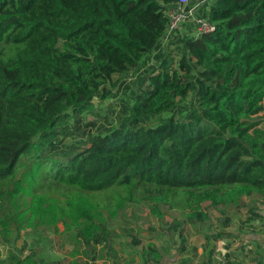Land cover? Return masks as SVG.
<instances>
[{
    "label": "trees",
    "instance_id": "trees-1",
    "mask_svg": "<svg viewBox=\"0 0 264 264\" xmlns=\"http://www.w3.org/2000/svg\"><path fill=\"white\" fill-rule=\"evenodd\" d=\"M204 3L216 30L178 39L175 69L162 44L178 0H0L6 244L26 228L49 230L67 237V264H95L116 237L111 221L130 205L147 202L159 217L162 206L191 212L204 223L205 202L232 208L264 195L263 120H252L264 117V0ZM150 56L156 63L145 69ZM131 70L146 89L130 120L66 145L69 122L107 100L113 76ZM180 101L188 102L179 110ZM36 257L11 251L0 264ZM160 258L157 245L143 247L144 264Z\"/></svg>",
    "mask_w": 264,
    "mask_h": 264
},
{
    "label": "rangeland",
    "instance_id": "rangeland-1",
    "mask_svg": "<svg viewBox=\"0 0 264 264\" xmlns=\"http://www.w3.org/2000/svg\"><path fill=\"white\" fill-rule=\"evenodd\" d=\"M204 2L205 0H190V7H194L196 13L203 16L201 9L204 7ZM195 32L196 27L192 24L182 26L175 34L163 41L162 49L165 54L172 56L175 69L178 68V61L181 59L178 47L182 45L177 43L178 39ZM155 63L153 56L147 57L145 69ZM138 77L134 70L122 77L113 76L112 81L107 85V90H111V96L105 101L95 99L94 110L84 112L79 118L81 119L79 123L75 120L69 122V130H74L75 134L67 138L66 145L86 139L88 136L105 134L123 122L129 121L135 96L146 89V86L140 88ZM238 78L242 80L243 75H239ZM113 82L117 83L116 87H113ZM187 102L180 101L179 110L187 106ZM171 115L172 113H168L164 117ZM252 120H263L261 127L264 128L262 114L252 117ZM257 205L264 207V195L244 197L239 207L232 208L214 207L211 202H205L202 210L210 219L204 225L194 220L191 212H181L162 206L160 212L163 216L159 217L152 212L153 206L147 202L130 205L118 218L111 221L110 229L116 237L105 246L106 259L95 264H144L143 247L149 243L157 245L161 253L159 262L151 264H201V262L203 264L212 255L213 243L208 245L205 253L200 237L201 231H206L210 237L209 241L212 242L217 233L215 230L232 222H242L249 216L251 218L252 209ZM180 224L177 232L171 230V226ZM60 229L63 230L62 225ZM180 235L186 238V244ZM134 238L141 240L142 244L134 246L132 243ZM71 250L72 247L67 243L64 234H55L49 230L26 228L13 241L12 246L6 244L0 235V260H6L9 253L14 251L21 255L35 253L38 264H67ZM205 264H213V262L210 260Z\"/></svg>",
    "mask_w": 264,
    "mask_h": 264
},
{
    "label": "crops",
    "instance_id": "crops-1",
    "mask_svg": "<svg viewBox=\"0 0 264 264\" xmlns=\"http://www.w3.org/2000/svg\"><path fill=\"white\" fill-rule=\"evenodd\" d=\"M206 222L198 223L204 225ZM215 231L217 233L212 242L209 241L210 237L206 234V231L200 233L205 253L209 247L208 245L213 243L212 255L205 262L212 260L213 264H264L263 206L257 205L253 208L251 218L249 216L242 222L229 223ZM218 234H221V236ZM182 238L184 244H186V238Z\"/></svg>",
    "mask_w": 264,
    "mask_h": 264
},
{
    "label": "built area",
    "instance_id": "built-area-1",
    "mask_svg": "<svg viewBox=\"0 0 264 264\" xmlns=\"http://www.w3.org/2000/svg\"><path fill=\"white\" fill-rule=\"evenodd\" d=\"M167 15L169 23L165 40L175 34L182 26H188L190 24L196 27V32L192 34L196 39L206 34H213L216 30L214 24L198 15L194 7H190V0H178L177 6L169 9Z\"/></svg>",
    "mask_w": 264,
    "mask_h": 264
}]
</instances>
